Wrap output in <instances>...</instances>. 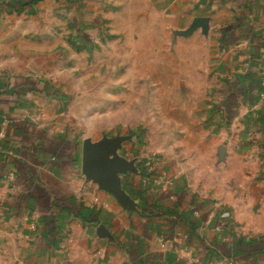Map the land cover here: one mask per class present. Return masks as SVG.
Returning <instances> with one entry per match:
<instances>
[{"label":"rangeland","instance_id":"1","mask_svg":"<svg viewBox=\"0 0 264 264\" xmlns=\"http://www.w3.org/2000/svg\"><path fill=\"white\" fill-rule=\"evenodd\" d=\"M23 1L0 0V55L15 52L35 64L67 98L65 114L81 140L117 139L145 155L147 167L153 156L170 161V173L186 175L192 190L215 200L262 176L264 35L224 40L219 23L189 24L168 0ZM233 81L242 92L226 85ZM226 90L236 93L235 104L224 102ZM237 209L227 215L234 237L264 238L260 210L243 202ZM226 244L220 264H264Z\"/></svg>","mask_w":264,"mask_h":264},{"label":"crops","instance_id":"2","mask_svg":"<svg viewBox=\"0 0 264 264\" xmlns=\"http://www.w3.org/2000/svg\"><path fill=\"white\" fill-rule=\"evenodd\" d=\"M167 6L189 24L219 23L224 40L264 35V0H168ZM253 48L255 54L260 49ZM16 56L0 55V126L6 121L0 264H220L226 260L222 247L238 239L230 217L241 203L258 208L264 219V168L258 180L239 183L236 195L215 200L192 190L186 175L170 173V161L164 166L153 156L147 167L149 159L127 146H118L114 159L129 166L117 173L119 200L83 171L85 139L65 114L67 98L34 72L31 60ZM36 79L48 81L52 93L27 92Z\"/></svg>","mask_w":264,"mask_h":264},{"label":"water","instance_id":"3","mask_svg":"<svg viewBox=\"0 0 264 264\" xmlns=\"http://www.w3.org/2000/svg\"><path fill=\"white\" fill-rule=\"evenodd\" d=\"M118 146L120 144L117 139H104L97 142L85 139L83 142V171L122 200L123 194L119 187L117 173L124 172L129 166L122 160H114Z\"/></svg>","mask_w":264,"mask_h":264},{"label":"trees","instance_id":"4","mask_svg":"<svg viewBox=\"0 0 264 264\" xmlns=\"http://www.w3.org/2000/svg\"><path fill=\"white\" fill-rule=\"evenodd\" d=\"M39 0H29V1H23V4H27V3H35ZM252 88V86H251ZM231 89V88H229ZM245 89L249 90V87L246 85ZM42 92V93H46L47 95L52 93V89H51V85L48 82H43L39 79H36L34 82L31 83V87L30 89L27 90V92ZM237 91H241L242 90L239 88ZM19 93V92H18ZM236 93H232L230 95H228V104H235L236 100ZM234 245H235V249L233 252V255H239L242 253V255L245 254H255V259L258 261H264V238H260V239H253L250 241H245L242 243V241H240L239 239H235L234 241ZM225 248L227 249V247L225 246ZM231 251V250H230ZM246 255V256H247ZM258 257V258H257Z\"/></svg>","mask_w":264,"mask_h":264},{"label":"built area","instance_id":"5","mask_svg":"<svg viewBox=\"0 0 264 264\" xmlns=\"http://www.w3.org/2000/svg\"><path fill=\"white\" fill-rule=\"evenodd\" d=\"M6 121L4 120L3 122H1V126H0V135L3 136V134L5 133V124ZM11 176V175H10Z\"/></svg>","mask_w":264,"mask_h":264}]
</instances>
